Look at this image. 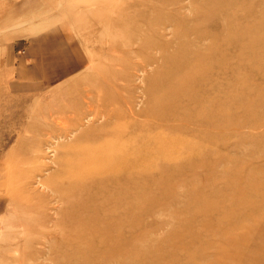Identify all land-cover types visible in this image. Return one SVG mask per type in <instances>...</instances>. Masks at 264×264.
I'll return each instance as SVG.
<instances>
[{
    "label": "rangeland",
    "instance_id": "rangeland-1",
    "mask_svg": "<svg viewBox=\"0 0 264 264\" xmlns=\"http://www.w3.org/2000/svg\"><path fill=\"white\" fill-rule=\"evenodd\" d=\"M263 6L0 0V264H246L255 237L244 239L264 222ZM194 37L207 66L218 63L198 105L174 90ZM67 57L77 66L57 77L48 66ZM158 97L157 108H177L164 122L153 117ZM170 139L174 150L158 151ZM127 140L142 168L128 234L114 252L105 238L79 244L85 201L67 184L90 172L81 158ZM77 246L92 251L79 259Z\"/></svg>",
    "mask_w": 264,
    "mask_h": 264
},
{
    "label": "bare ground",
    "instance_id": "bare-ground-1",
    "mask_svg": "<svg viewBox=\"0 0 264 264\" xmlns=\"http://www.w3.org/2000/svg\"><path fill=\"white\" fill-rule=\"evenodd\" d=\"M228 4L231 2H227ZM263 11L261 14L264 19V6L262 7ZM205 15V14H204ZM211 15V14H210ZM213 15V14H212ZM218 16L222 15V12L217 13ZM232 15L225 16L223 20L224 25H228V21ZM212 17V16H211ZM205 18H210L206 17ZM202 20V18H199ZM238 20V16L236 18ZM223 28V27H222ZM264 30V26H259ZM224 29V28H223ZM186 35L180 34L176 35L178 38H183ZM224 46L229 47L226 43ZM230 47L241 49L242 43L237 40L234 42L233 45ZM263 47V46H259ZM186 50L182 54L181 62L185 63L187 66L182 70L181 78L176 81V87L174 88L177 91V95L184 90L185 97L189 99V102H193L195 105L200 104L203 100H205L206 96H203V87L212 82L215 73L213 72V66L218 65L212 63L211 66H207V63L204 59L207 58V54L205 51L201 50L200 42L196 37L192 42H189L186 45ZM264 48V47H263ZM224 52L227 51V48L223 49ZM218 48H214V53L218 54L221 53ZM160 53H162L160 51ZM165 61H171V57H165ZM199 61H202L199 65ZM189 69V70H188ZM188 70V71H187ZM187 73L185 74V72ZM163 75H167V72L163 73ZM170 74V73H169ZM168 74V75H169ZM240 77V73H235L236 80ZM174 90L172 93L174 94ZM176 95V96H177ZM169 98L167 99L173 102L171 92L168 94ZM175 100L176 97L174 96ZM107 99V98H106ZM115 99V98H114ZM161 97H158L157 101L155 102L156 110L155 115L153 117L155 120H159L164 122L165 116L168 114L172 116L169 112L173 109L174 111L177 110L176 107L171 108L170 101H167L162 104L160 102V110L158 111L157 104L158 101L161 100ZM107 101V100H106ZM169 105V106H168ZM170 107V108H169ZM163 110L166 111V115L161 113ZM176 118V117H175ZM125 131V132H124ZM114 138L123 139L126 136V130H118L114 128V131L111 133ZM117 140V139H116ZM160 146L157 145L159 148L158 151L163 153L166 148H169L171 151L175 148V139L169 140ZM129 140L122 143L121 145H107L102 148L104 149L103 152L94 155L90 160L87 158H81L79 161V166H84L87 171L90 170L88 173H83L76 177V179L71 181V185L67 184V187L71 188H80V196L84 197V204L83 207L79 205V219L80 224H78L79 229L78 233L75 237V240L82 244V241L85 237H88L89 240H98L101 238L108 239L114 245L109 247L108 250L111 252L116 251L120 240L122 237H126L128 234V218L127 212L130 210V203H129V191L131 189V177L133 174L134 178L137 179V172L142 171L141 167H138L137 162H135V158L137 156L140 157L141 152H137L134 154L131 152L130 146H128ZM110 148L109 150H107ZM145 153H148V149ZM89 168V170H88ZM79 193V192H78ZM77 193V194H78ZM128 199V202H126ZM100 201V203H98ZM76 219V218H75ZM255 237L254 250L251 254L246 257V264H261L264 263V222L261 223L258 232H251L248 234L244 242L247 239H251ZM101 241L99 240V243ZM116 244V245H115ZM78 246L76 249V254L79 256V259H85L86 254L91 252V248H89V252H79ZM124 260H127V257H124Z\"/></svg>",
    "mask_w": 264,
    "mask_h": 264
},
{
    "label": "crops",
    "instance_id": "crops-1",
    "mask_svg": "<svg viewBox=\"0 0 264 264\" xmlns=\"http://www.w3.org/2000/svg\"><path fill=\"white\" fill-rule=\"evenodd\" d=\"M51 62H53V60ZM44 64H46V63H44ZM76 66H77V63H74V60H70L69 57H67V59H65L63 63H60L58 65H54L53 64V65L48 66V68L54 69L55 75L57 77H60L61 75L68 74V72L71 71L72 69H75ZM39 71H41V73H42L43 72V69L40 68ZM34 72L36 73L35 68H34ZM36 74H38V72Z\"/></svg>",
    "mask_w": 264,
    "mask_h": 264
}]
</instances>
